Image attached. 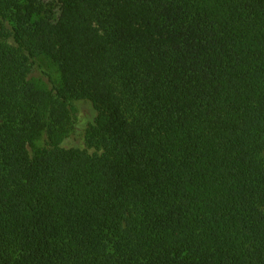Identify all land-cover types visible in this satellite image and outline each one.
Here are the masks:
<instances>
[{"label": "trees", "instance_id": "trees-1", "mask_svg": "<svg viewBox=\"0 0 264 264\" xmlns=\"http://www.w3.org/2000/svg\"><path fill=\"white\" fill-rule=\"evenodd\" d=\"M0 264H264V0H0Z\"/></svg>", "mask_w": 264, "mask_h": 264}, {"label": "rangeland", "instance_id": "rangeland-1", "mask_svg": "<svg viewBox=\"0 0 264 264\" xmlns=\"http://www.w3.org/2000/svg\"><path fill=\"white\" fill-rule=\"evenodd\" d=\"M37 66L42 67V69L46 70L47 72L51 73L55 81L60 82L61 81V74L59 72L58 67L50 61V59L46 57H41L37 59ZM34 79L37 81H40V83L47 87L48 84L45 83L46 79L41 78L37 75V72L34 74ZM76 107L78 110V115L83 119V121L88 120V118H91L95 112L93 111L92 105H90L88 102H80L76 103Z\"/></svg>", "mask_w": 264, "mask_h": 264}]
</instances>
